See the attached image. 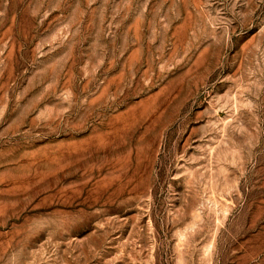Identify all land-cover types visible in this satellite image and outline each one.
I'll return each instance as SVG.
<instances>
[{"label":"rangeland","instance_id":"1","mask_svg":"<svg viewBox=\"0 0 264 264\" xmlns=\"http://www.w3.org/2000/svg\"><path fill=\"white\" fill-rule=\"evenodd\" d=\"M0 264H264V0H0Z\"/></svg>","mask_w":264,"mask_h":264}]
</instances>
